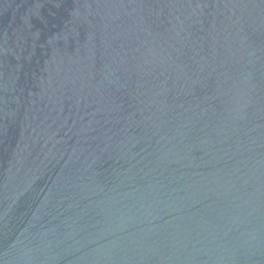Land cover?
Instances as JSON below:
<instances>
[{
	"label": "water",
	"instance_id": "obj_1",
	"mask_svg": "<svg viewBox=\"0 0 264 264\" xmlns=\"http://www.w3.org/2000/svg\"><path fill=\"white\" fill-rule=\"evenodd\" d=\"M0 264H264V0H0Z\"/></svg>",
	"mask_w": 264,
	"mask_h": 264
}]
</instances>
